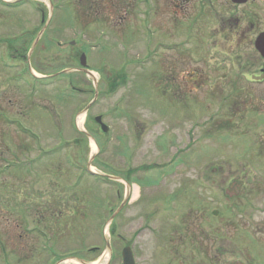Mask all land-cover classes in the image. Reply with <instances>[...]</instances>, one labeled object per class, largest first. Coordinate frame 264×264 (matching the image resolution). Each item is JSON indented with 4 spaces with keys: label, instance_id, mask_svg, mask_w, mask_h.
Returning a JSON list of instances; mask_svg holds the SVG:
<instances>
[{
    "label": "rangeland",
    "instance_id": "374dc122",
    "mask_svg": "<svg viewBox=\"0 0 264 264\" xmlns=\"http://www.w3.org/2000/svg\"><path fill=\"white\" fill-rule=\"evenodd\" d=\"M112 1L0 0V153L38 158L5 176L4 264H120L127 247L137 264H264V61L255 25L244 44L215 32L264 7ZM5 116L34 127L38 151ZM31 197L38 225L15 227Z\"/></svg>",
    "mask_w": 264,
    "mask_h": 264
},
{
    "label": "flooded vegetation",
    "instance_id": "af4514ba",
    "mask_svg": "<svg viewBox=\"0 0 264 264\" xmlns=\"http://www.w3.org/2000/svg\"><path fill=\"white\" fill-rule=\"evenodd\" d=\"M229 1H231V3H233L234 5H238L241 7L251 6L252 3L257 1L261 6L264 7V0H238L237 2H235L233 0H229ZM111 2L113 3L112 0H111ZM113 6H115L114 3H113ZM14 7L17 8V5L16 6L14 5ZM247 14L248 13L244 10L243 16H246ZM252 15L255 17V21L253 19L249 18V23L251 24L250 27L245 26L244 22L240 21V19H230L229 18L226 22H223L221 24L223 28L219 29L215 32H217L220 36H222L223 42L225 41L226 45H229V42L231 41V39H234V40L238 39L239 40L238 43L244 44L250 40V38L248 36L250 35V32H251V30H253L254 25H255V27L257 29V35L255 37L253 45H254L255 50L258 52L261 61H264V48L262 47V52H263L262 53L260 50L257 49V46H256L258 38L261 35H264V16H261L259 13L252 14ZM147 17H148V25L150 27L156 29L153 25V21L151 20V17H149V16H147ZM244 18L247 21L246 17H244ZM44 22L45 21L43 20L42 23H44ZM194 27H195V23L194 24L192 23L191 26H188V28H186L185 34L187 37H189V41H192L193 28ZM245 38H247L248 40L246 41ZM216 44H217L216 47H218V43H216ZM213 49H214V47H213ZM217 52H218V50H217ZM24 61L26 62L27 66L30 67V69H31V72H30V75H31L30 79L31 80H33V81L34 80L50 81V80H44V78H41V77H35V75H33V70H35L33 68V66L31 64H29V62L27 61V59H25V57H24ZM144 64H143V66H144ZM215 64H217V63H215ZM7 68L14 69L12 66H8ZM15 70H16V68H15ZM261 71L264 73V68L261 69ZM191 76H192V79L190 80V82L193 85L198 86L202 83H205V81H204L205 79H203V81H202V78H200V77L198 78L195 74H193V75L191 74ZM27 82L30 83V81H28V80H27ZM32 89L34 91L33 93H35V91H36V85L35 84L32 85ZM4 90L7 91V88ZM69 91H70V84L68 83V85L64 88V90H62V95L58 101L61 103L67 102V100L70 99ZM73 91L77 94H86V91L83 89H80V88H77V89L73 88ZM34 96L35 95H32L30 98L32 99ZM11 102H12V100H11ZM93 102H94V98L83 109H86ZM94 104H96V101L92 104L90 109L93 107ZM4 114H8V113L4 112ZM97 117L98 116L95 117L96 123H97V120H96ZM4 118L6 121H8V123L10 122L11 124L14 125L12 127L17 131L16 133L19 136L21 135V136L26 137L33 144V148L35 149V147H36V149L34 150L35 152L38 151L37 150L38 144L36 142V136L34 135V132H33L34 127H31V129H30L29 125L27 123H25L23 121V119H19V118L15 119V118L6 117V116ZM5 120H4V122H6ZM98 126L100 127L99 124H98ZM100 130H101V128H100ZM84 135L86 136V134H84ZM29 151H32V150H29ZM21 152H22V150H21ZM25 152L26 151L19 153L18 151H9V150L4 152V149H2L1 153H0V155L2 156V162L0 164V264H4L5 259L8 258V256L9 257L12 256V255H7V252H6L7 247H9L10 253L12 251L11 245L9 243L10 241H12L11 240L12 236H11L10 232L8 234L7 227H6L7 209H6V204L4 206V204H3L4 202L2 203V201H1L2 196L4 195L1 191H4L6 194L7 187L10 188L7 185V180L5 179V176H7L8 174H12V173H13V175H16V174L19 175L20 174L19 172L22 171L21 167H19L20 162H28V163H31L29 167H35L34 162L37 161L38 158L36 157V158H31L30 160H28ZM6 154L8 156H6ZM67 161L72 163V164H73V162H75L74 160H72L70 158L69 159L67 158ZM74 166L76 167L75 169L81 168L80 164H74ZM78 184H80V181L78 182ZM17 185L20 187V184H14V186L12 187L13 189H10V191H9V192H11V194H13L15 196H17L19 193ZM32 197H33V195H32ZM30 205L31 206L29 209V211H30L29 219L25 213H22L21 211H17V213L14 216V220L12 221V223L14 224L15 227L22 228L23 225H25V224L28 226H32V227L38 225L39 204H38L37 199L32 198ZM29 221H30V223H29ZM17 235L20 236V234H18V233H17ZM8 237L10 238V240H8ZM13 240H15L13 242V244L16 247L17 239L14 238ZM11 254H14V253H11ZM133 255H134V258L136 260L134 252H133ZM121 258H122V260H121L120 264L123 263L122 253H121ZM85 264H89V262L86 261ZM136 264H137V262H136Z\"/></svg>",
    "mask_w": 264,
    "mask_h": 264
},
{
    "label": "water",
    "instance_id": "95a60500",
    "mask_svg": "<svg viewBox=\"0 0 264 264\" xmlns=\"http://www.w3.org/2000/svg\"><path fill=\"white\" fill-rule=\"evenodd\" d=\"M233 1L237 2L238 0H233ZM256 46H257V49L262 52V47L264 48V35H261L258 38L257 43H256ZM80 65H81L80 71L86 73L89 76H92L91 72L88 69L87 56L85 54L82 55V57L80 59ZM97 96H98V92L96 91L95 100L97 99ZM95 100H94V102H95ZM92 104H90L82 113L83 114L87 113V111L90 109V107L92 106ZM96 120L100 124V126L102 128V131L104 133H107L108 130H109V127L106 126L102 122V117L99 116V117L96 118ZM112 179H114V178H112ZM108 249H110V246H108ZM123 264H135L132 250L129 247L125 248L124 251H123Z\"/></svg>",
    "mask_w": 264,
    "mask_h": 264
},
{
    "label": "bare ground",
    "instance_id": "6f19581e",
    "mask_svg": "<svg viewBox=\"0 0 264 264\" xmlns=\"http://www.w3.org/2000/svg\"><path fill=\"white\" fill-rule=\"evenodd\" d=\"M83 116V115H82ZM81 116V120L83 119V117ZM136 196V195H135Z\"/></svg>",
    "mask_w": 264,
    "mask_h": 264
},
{
    "label": "trees",
    "instance_id": "16d2710c",
    "mask_svg": "<svg viewBox=\"0 0 264 264\" xmlns=\"http://www.w3.org/2000/svg\"><path fill=\"white\" fill-rule=\"evenodd\" d=\"M111 5H113V3H110Z\"/></svg>",
    "mask_w": 264,
    "mask_h": 264
}]
</instances>
